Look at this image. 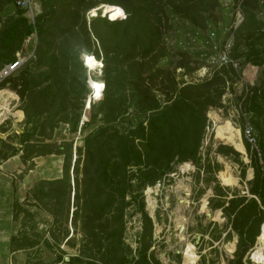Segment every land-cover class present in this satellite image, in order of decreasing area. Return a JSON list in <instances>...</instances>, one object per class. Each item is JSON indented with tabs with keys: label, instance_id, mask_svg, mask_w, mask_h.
<instances>
[{
	"label": "trees",
	"instance_id": "1",
	"mask_svg": "<svg viewBox=\"0 0 264 264\" xmlns=\"http://www.w3.org/2000/svg\"><path fill=\"white\" fill-rule=\"evenodd\" d=\"M40 1L42 11L36 15L33 25L27 23L22 15L23 10L18 7H15L16 17L2 22L0 66L13 59L25 36L33 30L38 36L36 59L33 61L38 70L21 69L18 75L0 82L1 86L7 83L16 90L17 97L24 99L20 108L25 124L22 132L16 135L19 146L16 148L4 141L2 149L9 151L7 155H14L20 150L21 162L28 160L25 170L32 168V158L35 156L54 153L63 155L65 160L72 152L71 141L64 140L58 144L46 141L52 129L60 122L76 129L78 122L84 126L95 118L100 119L102 124L84 136L79 178L75 175L77 159L73 165L76 208L72 211V217L80 219L83 244L77 255H68L64 260L60 251L56 260L70 264H93L94 259L88 253L91 245L99 252L97 262L101 264H167L148 252L151 221L144 211L140 192L145 185L160 179L164 168H168L172 161L193 158L206 123L205 112L219 104L227 72L235 73L230 65H221L216 72L200 81L178 82L173 71L154 67L165 53V47L161 44V30L168 24L165 8L180 14L193 26L204 28V13L213 10L218 0H100L105 4L96 7L93 6L98 0ZM11 2L0 0V13ZM254 4L255 0H242L243 20L236 29V36H243L246 49L236 53L237 43H234L230 55L232 58L243 56L244 61L250 64L264 66V46L257 44V40L264 37V21L255 18L251 9ZM59 7L62 8L58 11ZM90 7H93L92 11H102L104 16H94L87 28L85 21H77L80 9ZM45 12L50 13L52 18L44 19ZM51 24L53 27L59 26V29L54 27L57 35L52 32ZM77 28H81L76 35L80 40L89 39V33L93 35L98 42L102 61V97L90 105L87 117L82 113V103L71 117L68 106L77 94L82 95L75 84L76 79L80 78L87 85L89 81L78 53L83 51L99 59L98 52L91 53L85 49L72 52V47L61 43L63 48L56 52L52 45L53 39L59 43L62 37L66 39V33ZM48 37L52 39L48 40ZM180 66L183 65H177ZM156 83L163 85V103L153 92ZM4 98L0 104L4 105ZM128 107L146 114L145 119L134 126L120 129L114 125L115 119ZM245 107L252 114L251 123L258 134L262 163L255 161L251 165L253 178L249 192L253 197L247 201L244 197H233L228 201L227 209L232 213L231 228L237 236L233 257L228 264H245L243 257L256 236L258 243H261L259 225L264 218V80L253 86V92L245 99ZM17 113L19 115V111ZM28 125L33 127L27 128ZM227 125H216L215 135L223 139L232 132L228 121ZM233 134L234 139L229 143L236 147L239 142L236 141V134ZM32 136H37L39 140L32 139ZM244 146L248 145L244 142ZM230 151L229 146L218 147V152L222 154ZM7 155L0 150L2 158ZM225 169V184L229 187L236 185L235 177L228 167ZM66 170L67 167L63 166L60 178L36 181L30 189L32 197L37 201L45 199L46 202L61 205L67 187ZM131 205H136L142 227L140 246L134 256L130 255V249L122 241L124 211ZM19 210L18 205L13 208L14 217ZM34 243L26 237L17 239L12 235L9 238L11 250L28 248Z\"/></svg>",
	"mask_w": 264,
	"mask_h": 264
},
{
	"label": "rangeland",
	"instance_id": "2",
	"mask_svg": "<svg viewBox=\"0 0 264 264\" xmlns=\"http://www.w3.org/2000/svg\"><path fill=\"white\" fill-rule=\"evenodd\" d=\"M32 1L35 3L36 8L35 21L36 15L42 11L41 1ZM241 3L242 0H218V5L213 10L204 13L206 22L204 28L193 26L182 18L180 14L174 13L170 8L166 7L168 24L163 26L161 30V44L165 47V53L157 60L154 67L173 71L178 82L200 81L212 75L220 66L211 65L207 63L206 59L209 55L219 51L225 39H230L231 50L234 43H237L236 53H241L246 49L243 36L239 38L236 36V29L243 20ZM100 4L105 3L98 0L93 7ZM7 5H5V11L0 14L2 20L0 21V34L1 29H3L2 22L16 17V10L13 4L9 3ZM254 5L251 9L255 18L264 21V0H255ZM93 7L85 10L80 9L77 22L85 21V26L88 28L89 22L94 16H102V11L98 9L92 11ZM61 8L59 7L58 11ZM124 16L125 14L122 17ZM49 18L51 19L52 15L45 12L44 19ZM58 25L61 24L59 23ZM54 27L59 29V26ZM54 27L51 24V30L55 34L57 31ZM77 29L66 33L68 35L64 40L63 37L61 40L60 36H57L56 38L60 39L59 43H57V39H53L52 45L55 47L56 52L63 48L61 44L72 47V52H75V50L80 52L83 49L91 53L93 51L98 52L99 59H95L90 53L83 51L78 53V59L84 67V73L88 76L89 81L87 85L84 80L82 83L80 78L76 79L77 83L75 82V84H77L79 92L82 91V95L77 94L75 98L69 101L68 106V114L71 117L82 103V113L87 117L89 116L90 105L93 102L96 103L102 97L100 94L102 93L103 83L102 61L100 60L98 42L94 40L93 35L89 33V39L80 40L76 35L81 28ZM49 39L50 37H48ZM37 43L38 36L36 34L26 47L27 51L34 49L35 58L26 62L22 68L23 70H38L33 63L36 59L35 48ZM257 44L264 46V37L257 40ZM234 59L237 63V66L233 67L235 74L233 75L228 71L224 76L225 81L219 104L208 108L205 112L206 123L196 154L192 159L172 161L168 168H164V173L160 179L151 185H145L140 192L143 198L144 211L151 221L148 252L152 253L161 263L185 264L182 252L187 244L191 245L195 256L194 260L188 264H228L229 259L233 257L237 236L231 228L232 213L227 209L228 201L233 197H244L246 201L253 197V194L249 192L253 178L251 165L255 161L259 163V159L249 149V146H244V140L240 133V119L237 113V105L241 94L240 85L250 83V85L257 86L263 81L264 76V66L250 64L244 61L243 56H237ZM177 65L183 66L177 67ZM188 68L191 71L187 72ZM158 80L159 78L157 82ZM236 81L239 82L233 85L232 83ZM8 87L10 88V86ZM162 87L163 85H159V83H156V86L153 87V92L160 103L164 101L161 93ZM5 92L7 91L1 92L0 96H3ZM2 96L0 97V102L5 97ZM23 100V98H16V96L8 101L5 100L10 112L1 118V125L6 128L12 125L18 127L19 123L16 121L17 117L13 112L21 110L20 107L23 104ZM145 116L146 114L137 113L131 107H128L124 113L117 116L114 125L120 129H125L128 126L136 125L140 120H144ZM18 117H20V112ZM227 121L232 126H229V128L233 131H230L227 136L221 139L215 135L214 129L218 124L227 125ZM100 124H102V121L95 118L84 126H81V123L78 122L76 129H72L71 126L63 122H60L52 129L50 138L45 139L46 141H54L57 144L64 140L71 141L72 152L69 158L64 160L63 155L55 154L59 157L56 158V162H53V164L59 165L60 177L63 174V166L67 167V187L63 203L61 205L60 203L54 204V202H46L45 199L37 201L32 197L33 194L29 190V197L23 198L19 202L18 207L20 210L16 217L13 216L12 211L11 220H0V264H70L64 261L66 257L79 253L84 239L80 229L79 217H72V211L76 208L73 197L76 188L74 185L73 165L75 159H77V173L75 175L79 178L84 153V136ZM29 127L33 126L28 125L27 128ZM45 131L47 132L48 128ZM9 133L6 140L15 144L16 133ZM233 133L236 134V141L239 142L236 147L229 143L234 139ZM255 133L257 134L256 129ZM32 139L39 140L37 136H32ZM220 145L229 146L232 151L222 154L218 152ZM2 152L6 155L9 153L6 148H3ZM4 161L5 159L0 156V167L6 165L13 167V161H16V165L20 166L16 158L7 162ZM42 161L40 163L41 166H45L48 163L45 162V158ZM22 164L24 166L22 170H25L28 160ZM53 164L51 166L54 167ZM225 167H228L231 174L235 177L236 185L229 187L225 184ZM48 171L50 172V170ZM46 175L49 177L55 174ZM14 180L19 184V173L16 174V179ZM14 207L16 206L14 205ZM10 211L11 209L8 208V205L3 206L2 214ZM123 218L125 225L122 241L130 249V255L134 256L140 246V234L142 231L140 213L136 205L128 206L124 211ZM4 229L16 236L17 239L26 237L35 243L28 248L11 250L8 236H6V233L5 235L3 234ZM228 243L233 245L231 253L226 251V244ZM89 247L88 253L94 259L93 264H101L97 262L100 256L99 252L91 245ZM60 251L63 252L64 260L57 261L56 255Z\"/></svg>",
	"mask_w": 264,
	"mask_h": 264
},
{
	"label": "built area",
	"instance_id": "3",
	"mask_svg": "<svg viewBox=\"0 0 264 264\" xmlns=\"http://www.w3.org/2000/svg\"><path fill=\"white\" fill-rule=\"evenodd\" d=\"M14 7L21 8L23 10L22 15L26 17L27 23L33 25L34 24V15L36 13L35 11V3L32 0H12L11 2ZM235 27V25H233ZM36 32L33 30L29 35L25 36L22 40L21 47L14 52V57L12 60L7 61L3 63L0 66V82L8 77H13L19 74V71L23 68L26 62H29L30 60L34 59V49L27 51L26 47L31 43L32 38L35 37ZM231 42L230 39H225L221 46L219 51L214 52V54H211L208 56L207 63L209 64H216L218 66H228L231 67L237 66L236 60L231 57ZM201 77V76H200ZM264 80V76H263ZM239 81L233 82L232 84L235 85ZM253 86L243 83L240 85V100L237 105V113L240 119V133L243 137L244 142L249 146V149L253 151L257 158L259 159V163H262L261 161V154L258 147V139L257 134L255 133L254 126L251 123V112L245 107V99L246 97L253 92ZM5 90L7 91L5 95V100L8 101L10 98L16 96L15 90L8 87V84L6 83L4 86L0 85V91ZM17 98V96H16ZM264 222V219L263 221ZM261 222V223H262ZM260 223V224H261ZM260 228V225H259ZM260 245L258 244V237L256 236L255 242L248 248V250L245 252V255L243 257V261L245 264H260V259H256L255 257H252L253 253L256 250V247ZM264 250V245L262 246Z\"/></svg>",
	"mask_w": 264,
	"mask_h": 264
},
{
	"label": "crops",
	"instance_id": "4",
	"mask_svg": "<svg viewBox=\"0 0 264 264\" xmlns=\"http://www.w3.org/2000/svg\"><path fill=\"white\" fill-rule=\"evenodd\" d=\"M3 11H5V6L3 7L1 13ZM18 111L20 112V117H17L18 116L17 111L13 112V114L17 117L16 121L19 123L18 127H14V125H12L6 128L4 125H1L0 123V150H3L2 143L4 141L8 142V140H6V137L8 134H10L9 132H14L17 135L23 130V126H24V122L22 121L23 112L22 110H18ZM16 135H15V141H16L15 144H13L12 142H10V144L17 148L19 144H17ZM20 154H21V151L18 150L16 154L9 155L8 157L6 156V158H3L5 159L4 162H7L10 159L12 160L13 158H16L17 163L19 162L20 166L16 165L15 163L16 161H13L12 162L14 164L13 167L8 166V165L0 167V220L2 221H6V220L9 221L12 219V211H13L14 205L15 206L19 205V202L23 198L29 197L28 191L32 188L33 184L36 181L40 179H56L60 177L59 165L53 164V162H56V158L59 157L58 155L46 154L45 156H36L32 158V161L34 163L32 168L22 170L24 166L20 160ZM43 158H45V162H48L45 166L40 165V163L43 162L42 161ZM52 164L54 165V167L51 166ZM48 170H50V172ZM17 173H19V179H20L19 184H17L16 181L14 180L16 179ZM53 173L55 174L54 176L48 177L46 175V174H53ZM4 205H8V208H10L11 211L6 214H2ZM5 233H6V236H8L7 237L8 239L12 235V233H10L9 231L7 232V230L4 229L3 234L5 235ZM7 245H8V241H7ZM0 254H1V251H0Z\"/></svg>",
	"mask_w": 264,
	"mask_h": 264
},
{
	"label": "bare ground",
	"instance_id": "5",
	"mask_svg": "<svg viewBox=\"0 0 264 264\" xmlns=\"http://www.w3.org/2000/svg\"><path fill=\"white\" fill-rule=\"evenodd\" d=\"M3 90L0 91V93L2 92ZM10 112L9 108L7 107V102H5L4 100V105L3 104H0V120L1 118L6 114ZM247 177V176H246ZM252 177V176H251ZM182 199V198H181ZM180 199V200H181ZM179 200V199H178ZM259 238L261 239V243H259L260 245H258L256 247V250L255 252L253 253L252 257H255L256 259H260L261 263L260 264H264V250L262 248V246L264 245V222H262L260 224V228H259ZM233 248V245L228 243L226 244V251L228 253H231V250ZM194 254L192 252V249H191V245L187 244V246L185 247V249L183 250L182 252V258H183V262L185 264H188L190 263L191 261L194 260Z\"/></svg>",
	"mask_w": 264,
	"mask_h": 264
},
{
	"label": "water",
	"instance_id": "6",
	"mask_svg": "<svg viewBox=\"0 0 264 264\" xmlns=\"http://www.w3.org/2000/svg\"><path fill=\"white\" fill-rule=\"evenodd\" d=\"M102 16H104V15L102 14Z\"/></svg>",
	"mask_w": 264,
	"mask_h": 264
}]
</instances>
